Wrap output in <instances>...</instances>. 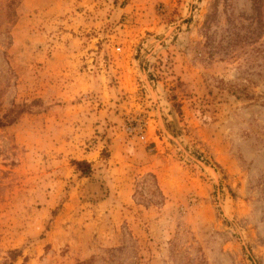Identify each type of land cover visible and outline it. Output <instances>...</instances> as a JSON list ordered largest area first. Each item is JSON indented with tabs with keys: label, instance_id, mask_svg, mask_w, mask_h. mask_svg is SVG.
I'll return each mask as SVG.
<instances>
[{
	"label": "rangeland",
	"instance_id": "rangeland-1",
	"mask_svg": "<svg viewBox=\"0 0 264 264\" xmlns=\"http://www.w3.org/2000/svg\"><path fill=\"white\" fill-rule=\"evenodd\" d=\"M24 103L0 264H264V0H0Z\"/></svg>",
	"mask_w": 264,
	"mask_h": 264
},
{
	"label": "trees",
	"instance_id": "trees-1",
	"mask_svg": "<svg viewBox=\"0 0 264 264\" xmlns=\"http://www.w3.org/2000/svg\"><path fill=\"white\" fill-rule=\"evenodd\" d=\"M37 102V101H35ZM31 104H18L15 105L9 112L5 113L2 118H0V126L11 125L15 123L18 119L17 115H14V112L18 111V113L30 112ZM73 164L76 166V169L80 171L83 175H90L92 173V164L86 160H73ZM12 259H16L19 255H21V251L17 249L10 250Z\"/></svg>",
	"mask_w": 264,
	"mask_h": 264
},
{
	"label": "built area",
	"instance_id": "built-area-1",
	"mask_svg": "<svg viewBox=\"0 0 264 264\" xmlns=\"http://www.w3.org/2000/svg\"><path fill=\"white\" fill-rule=\"evenodd\" d=\"M121 49H122V47L119 45V46L117 47V50L120 51Z\"/></svg>",
	"mask_w": 264,
	"mask_h": 264
}]
</instances>
